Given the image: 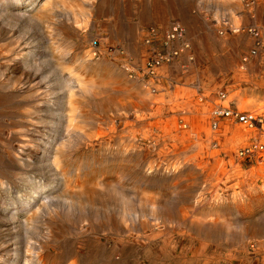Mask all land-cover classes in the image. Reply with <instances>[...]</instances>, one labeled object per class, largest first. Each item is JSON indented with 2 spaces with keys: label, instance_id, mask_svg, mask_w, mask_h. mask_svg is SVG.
Wrapping results in <instances>:
<instances>
[{
  "label": "rangeland",
  "instance_id": "obj_1",
  "mask_svg": "<svg viewBox=\"0 0 264 264\" xmlns=\"http://www.w3.org/2000/svg\"><path fill=\"white\" fill-rule=\"evenodd\" d=\"M10 16L0 19V72L25 91L35 74L39 92L0 107V181L16 198L41 165L36 146L21 166L12 157L30 129L21 107L31 124L60 123L57 153L73 185L48 186V215L31 229L48 264H264V172L235 156L255 130L210 128L215 105L264 113V0H33ZM176 23L185 36L170 48L188 49L152 81L144 66L167 52ZM251 29L263 44L255 55ZM20 221L0 235L21 244Z\"/></svg>",
  "mask_w": 264,
  "mask_h": 264
},
{
  "label": "bare ground",
  "instance_id": "obj_2",
  "mask_svg": "<svg viewBox=\"0 0 264 264\" xmlns=\"http://www.w3.org/2000/svg\"><path fill=\"white\" fill-rule=\"evenodd\" d=\"M25 3H27V4H25ZM23 4H25V5H23ZM32 5H33V0H24V1L23 0H0V19H5L6 16H10L11 14H14V10H20V9H23V10L26 9L27 10ZM35 10H36V7L31 11V13H27V11H25V13L19 14L18 15L19 19L23 18L25 16L27 17V15L28 16L30 15V18H31L32 15L35 13ZM19 19H17V20H19ZM1 25H3V24H1ZM1 25H0V28H1ZM8 52H10V51L8 50ZM4 54L2 55L0 52V56L4 57ZM14 56H16V55L14 54ZM7 57H9L8 53H7ZM2 59H4L5 63H7L8 69H10L12 71L21 69L20 67H19V69H17L18 67L15 65L16 63L14 64L15 58L14 59L2 58ZM17 59H18V57H17ZM8 62L11 63V65H9ZM25 63H28V61ZM25 63L23 62V66L25 65ZM35 66H36V64H35ZM30 67H34V66L32 64H30ZM38 71H40V70H38ZM19 72H20V70H19ZM6 75L7 74H5V72H4V74L1 73V77H0V90L7 91V92H1L0 91V107H2V105H7L10 103H13V101H16L18 99L21 100L23 98H26L25 96L29 93V91H30L31 99L34 98L35 95L38 94V92H39L38 84L35 83L34 86L31 85V83H34V81H36L38 79L35 74H34L35 76L31 75V80H30V85H29L30 90L29 91L21 90L19 87L16 88L14 81H12L13 79L10 80V78H8ZM63 82L65 83V87L67 88L66 93L68 94L70 100H72L74 98V95H75L77 89H78V83L74 77H69L68 79H66ZM39 87H41V86H39ZM70 103H71V101H70ZM226 103L227 104H225L224 106L229 104L227 101H226ZM236 107L239 111H241L237 105H236ZM60 109H61V111L63 110V105L61 106ZM29 112H31V111L26 110L25 108L23 109L21 107L16 112L15 116H16V118H19V122H25L26 124H28L30 126V129L29 128L23 129V131L21 129V131H20V135H21L20 136L21 137L20 149L18 150V152H14L12 154V157H13V159H15L17 164L21 166V165L26 163V161L24 160L25 157H27L28 159H31V148L36 146L37 147V152H36L37 156H35V155H33V156H35L39 159L41 165L39 167L34 168L35 171H34L33 175L30 174V175L25 177V179H26L25 181L27 182L26 183L27 185L24 187L28 190L27 193L30 192V195L27 194V196H28V197L26 196L27 198H25L26 189L25 190L21 189L23 195H21V196L17 195L16 198L11 199V197H9L10 196L9 193H10V191L12 192V189L11 188L8 189L9 185H7V181L6 182L0 181V200L3 199V202L0 201V205L1 204L3 205L2 206L3 210L0 209V226H1L0 229H4L3 226H6V227L13 226L14 228H16L15 225H16L17 219L19 217V218H21L20 227H22V231L25 232L27 235L25 237V240L21 244L19 242H16V243L14 241L12 242V238H3L2 235H0V264H48L47 263L48 257L45 253V249H46L45 245L42 243L41 244H39V243L33 244L31 242L33 239L31 237V229L33 228L34 223L38 220V218H44V220H45L46 216L48 215V214H45V213H47L48 207L51 206V202H49V200H51V193H50L51 190L50 191L48 190V186L53 185L56 182H59L57 187L55 188V190L59 191L60 189H63L64 191H67V193L68 192L70 193V188L72 185V183L69 182L67 179L68 178L67 175H69V174L64 169H62V167H60V164L62 162L60 161V157L58 156V153H57L58 150H57L56 143L58 142L59 138L63 139V133L61 131L60 123H59V125L58 124L55 126L53 125L52 126L53 128L50 130H49V128H51V127H49V126L46 127L45 124L44 125L41 124L42 122L39 124V121H38V124L37 123L31 124L32 115H31V120H30L29 119L30 118ZM64 117H66V115L63 112V113H61V119L60 120L63 121ZM38 119H40V118H38ZM32 143H33V145H31ZM40 148H43L44 150H42V152H40ZM17 181H19V180H17ZM34 182H35V184H34ZM19 183H20V181H19ZM5 186H7V187H5ZM20 187H21V185H20ZM31 189H32V196H31ZM13 193L14 192H12V194ZM43 194H48V196L46 198H43L42 197ZM70 197H71V194H70ZM69 199H71V198H69ZM51 201H53V200H51ZM72 201H74V200H72ZM52 203H54V202H52ZM74 204H76L75 201L73 203L71 202V205H69V209L72 208L74 206ZM5 230H4V233H5ZM8 231H10V230H8Z\"/></svg>",
  "mask_w": 264,
  "mask_h": 264
},
{
  "label": "built area",
  "instance_id": "obj_3",
  "mask_svg": "<svg viewBox=\"0 0 264 264\" xmlns=\"http://www.w3.org/2000/svg\"><path fill=\"white\" fill-rule=\"evenodd\" d=\"M254 39V48L250 52L251 55H255L257 50L261 49L263 44L259 37V32L255 29L249 30ZM184 30L182 27L176 23L172 24L166 33L165 46L167 52L164 55L159 53L153 55L145 64L143 69V74L146 78L154 81L158 79V69L161 65L170 63L173 61L180 53L188 49V46L180 48L177 50H172L170 47L175 42L183 40ZM150 42L147 40V44ZM92 47L97 46V41H93ZM183 47V46H182ZM243 62H247V59H243ZM154 92V90H153ZM226 93L220 91L216 95L217 102H224L226 99ZM211 125L210 128L213 132L219 129V124L221 121H227L229 124L241 125L247 130H255V139L248 146L239 148L236 153V159L243 161L247 164L258 165L264 171V113H255L249 111H239L232 104L229 107H223L222 105H215L213 110L210 112Z\"/></svg>",
  "mask_w": 264,
  "mask_h": 264
}]
</instances>
